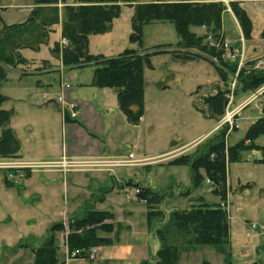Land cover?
<instances>
[{"label":"rangeland","instance_id":"rangeland-1","mask_svg":"<svg viewBox=\"0 0 264 264\" xmlns=\"http://www.w3.org/2000/svg\"><path fill=\"white\" fill-rule=\"evenodd\" d=\"M34 1L0 0V11H3L5 23L24 21L30 8H34ZM211 1L222 2V0ZM232 1L234 0L229 2V6ZM62 5L60 4L61 7ZM122 6V15L116 19L109 34L90 36L89 52L94 55L101 54L103 57H112L119 55L127 48H137L142 53L154 49L161 51L151 57V66L144 67V115L139 124H129L122 114L120 119L124 125L121 138L114 145V154L118 158L123 159L128 157L129 153H133L135 157L145 158L146 162L140 166H121L112 173L100 169L104 165L70 168L66 173L62 172L57 183L62 196L61 220L66 230L56 235L60 250L58 257L61 261L66 257L64 264H144L145 262L155 264L161 245L154 230L168 221L173 210L186 209L191 204H197L202 200L212 204L221 201V198L214 193L209 181L205 182L201 188L192 191L187 198L177 196L179 192L191 186V167L187 164H172L169 161L180 155L193 153L201 142L221 131L225 127L221 121L230 113L235 114L232 124L228 120L224 123L229 126L227 130L229 145L239 141L251 124L264 115V85L255 91L248 92L240 88L238 94L230 95L226 113L220 120L209 118L207 113L200 109L204 107L202 101L204 95L220 87L231 85L234 89L236 84L239 85L238 77L241 76L239 71L241 67H245L246 61L254 53V48L261 49V53L255 59L262 55L264 39L257 38L256 43L253 44L252 40L254 39V23L256 30L259 28L258 24H264V4L262 10L253 13L256 20L254 23L252 21L253 31L250 40H246L243 36L240 24L238 25L242 34L235 23L231 25L233 21L230 22L231 16L229 18L225 14L223 22L227 35L229 39L235 40L233 43L236 46L240 47L232 49L229 43V49L224 46L225 40L220 42L219 47L225 49L228 61L239 63L236 73L228 72L223 68L224 72H228L227 82H224L225 79L217 70L222 67L217 58L207 60L201 57L185 58L182 56L184 54L181 55L182 47L178 45L180 38L175 25L171 22H154L144 26L142 47L131 43L129 36L132 33L134 8L124 2ZM228 11L233 13L231 7ZM192 29L198 34L207 33L206 26ZM55 30L54 27L48 42L43 44L40 50L24 49L25 55L41 58L50 56L52 58L48 61L52 64L51 69H85L82 73L84 80L91 79L92 66L67 68L59 61L61 58L50 52L49 47L53 48L56 41L62 46L61 39L58 40L59 31ZM263 32L264 28L262 34ZM261 37L264 38L263 35ZM229 53L232 55L229 56ZM255 59H252L254 68ZM26 61L28 62L27 59ZM27 62L24 63L26 66L21 68L9 66V77L15 79L16 72L13 69H36L31 65V61ZM12 82L13 80L2 81L1 91L14 95L16 92L20 93L14 89L17 86ZM4 102L2 103L4 108L11 109L12 115L14 111L23 109L21 102H16L14 97ZM237 124H240V127H237ZM257 143L264 146V137H260ZM261 153L260 150H252L246 153L244 161L234 162L228 166V192L222 206L226 208L230 221L229 240L183 251L179 264H202L204 261L211 264H264V163L255 161L256 158L261 157ZM0 177H2L1 172ZM128 181L151 186L161 191H165L170 185L173 186L176 197L160 205L166 213L164 222H152L149 225L147 205L137 201L136 188L127 184ZM113 182L115 191L109 195L108 192L112 190L109 187L113 186ZM103 194H107L108 197L104 207L115 213L116 222H114L113 232L102 234L112 240L109 244L95 245L92 248V255L87 259L71 258L73 253L70 255L67 246L70 233L68 225L76 220L73 218L82 216L85 210L89 209V205L95 203L100 196L103 197ZM13 204L15 203L6 205ZM127 208L132 209L129 215L123 213L127 211ZM74 209L81 213L74 216ZM6 212L5 209L0 208V221L9 218L8 222L0 225V260L8 256H19L25 263L34 255L32 248L35 245L33 239L26 238L28 236L26 229L30 230V226L25 225V221L29 220L26 218L29 210L21 208L11 215ZM37 236L40 238L42 235ZM22 238L26 240L20 241ZM19 241L25 242L27 246L16 244ZM7 243L14 246L13 249L5 250L4 246Z\"/></svg>","mask_w":264,"mask_h":264},{"label":"trees","instance_id":"trees-1","mask_svg":"<svg viewBox=\"0 0 264 264\" xmlns=\"http://www.w3.org/2000/svg\"><path fill=\"white\" fill-rule=\"evenodd\" d=\"M122 2L134 8L132 33L129 36L131 43L142 47L144 26L154 22H171L180 38L178 45L182 47L183 57H201L207 60L217 58L222 64L217 70L225 79L224 82L228 81V72L236 73L238 70L239 63H230L226 58L225 49L218 45L221 41H226L223 20L228 6L222 2L76 0L75 4H67L66 0H35L30 15L21 23L7 24L0 15V82L6 79L9 66L17 67L27 62L21 53L22 49L40 50L41 46L48 42L55 25L61 24L62 38H65L68 44L61 46L56 41L51 49L53 55L61 58L62 64L67 68L92 66V84L100 88L114 89L120 110L131 124H139L144 115V67L151 66V57L161 51L154 49L142 53L137 48H127L112 57L89 52L90 36L112 31L114 21L122 15ZM60 4H63L62 7ZM230 7L242 28L243 36L250 40L253 25L248 12L237 1H232ZM202 26L207 27V33L198 34L192 29ZM262 35L264 36V32ZM208 36L212 37L214 44H211ZM231 48L235 49L233 46ZM223 68L228 72H224ZM239 73V85L236 84L234 89L231 85L220 87L202 97L204 107L200 109L207 113L209 118L216 121L222 119L230 95L238 94L240 88L248 92L264 85V69L254 68L250 59L246 61L245 67H241ZM5 100L6 97L0 92V158H14L21 149V142L8 126L12 111L2 108ZM223 126L225 127H221V131L201 142L193 153L183 154L169 161L172 164H187L191 167V186L179 192L177 196L187 198L192 191L209 181L221 201L212 204L202 200L186 209L173 210L168 221L154 230L161 245L155 264H179L183 251L229 240L230 221L226 208L222 206L228 192V166L244 161L246 153L252 150L262 152L261 157L255 161L264 163V146L257 143L260 137H264V115L252 123L243 137L233 145H229L227 140L229 126ZM126 183L135 186L137 201L146 203L149 225L166 220V213L160 205L176 197L173 186L170 185L165 191H161L132 181ZM73 219L76 220L68 225L70 233L67 242L70 255L76 252L71 258L87 259L95 245L111 242L112 239L102 233L115 230L112 212L89 208L82 216ZM65 230L66 226L61 221L54 223L43 238H31L35 243L32 248L34 264L65 263V260L61 262L58 257L59 245L56 235ZM18 244L20 246L26 243ZM202 264L211 263L204 261Z\"/></svg>","mask_w":264,"mask_h":264},{"label":"crops","instance_id":"crops-1","mask_svg":"<svg viewBox=\"0 0 264 264\" xmlns=\"http://www.w3.org/2000/svg\"><path fill=\"white\" fill-rule=\"evenodd\" d=\"M234 1L239 2L245 8L253 23L256 20L253 13L262 10V5L264 4V0ZM66 3L75 4L76 0H66ZM28 14L25 18L28 17ZM225 14L229 18L231 16L230 22L233 20L231 25L235 23L240 34H242L234 14L229 11ZM0 15L3 19V11H0ZM258 27V30H256L254 23L252 44L256 43L257 38L260 40L264 39L261 37L264 24H258ZM55 28V31H59L60 34L58 40L62 39V25L57 24ZM223 34L231 46L236 49L240 48L239 45L236 46L233 43L234 39H229L224 22ZM51 49L49 47L50 52ZM21 53L28 60L27 63L31 61V65L36 67V69H13L16 72L15 79L9 77L7 69L5 80H13L12 83L17 86L14 89L20 93L16 92V95L6 94L0 89V92L6 97L4 103L14 97L16 102L20 101L23 107L18 112L17 110L14 111V115L11 116L8 125L21 142V149L13 159L29 162L60 161L64 157L101 161L120 159L114 154V145L120 140L124 125L120 118L122 114L125 117L126 115L119 108L117 92L111 88L94 86L92 84L93 77L89 78L90 80H84L82 73L85 69H51L52 64L48 60L52 57L27 56L24 53V49L21 50ZM259 53H261V49L254 48V53L249 59H255ZM59 61L62 63L60 59ZM23 66L25 67L26 64H20L17 68ZM71 101L77 103L78 106V117L75 119L67 116L69 113L68 104ZM2 108L12 111L4 108L3 104ZM118 108L119 111H117ZM123 120H125L124 117ZM127 122L131 124L128 119ZM1 134L2 129L0 130V137ZM119 167L121 166L106 165L100 169L112 173ZM0 172L2 173V177H0V208L5 209L8 215L14 214L21 208L29 210L26 216L29 220L25 221V225L30 226V230L26 229L28 233L27 239L32 237L38 239L37 235H42L40 238H43L54 223L62 221V196L57 183L58 177L62 176L60 168L54 167L33 171L0 169ZM114 187L115 184L113 182V186L109 187L112 188L108 192L109 195L115 191ZM122 188L126 190L124 187ZM100 197L95 203L89 205V208L107 210L115 215L109 208L104 207L105 200L108 198L107 194H103V197ZM8 203L15 204L12 206L6 205ZM130 210L132 209L127 208V211L123 213L129 215L131 214ZM80 213L76 209L73 210L74 216ZM8 219L6 218L7 221H0V225L8 222ZM113 222H116L115 219H113ZM26 238H22L20 241ZM20 241L16 244L20 243ZM13 247L8 243L4 246L5 250L13 249ZM64 260H66V257ZM16 263L34 264V255L25 263L20 260L19 256H8L6 259L0 260V264Z\"/></svg>","mask_w":264,"mask_h":264},{"label":"built area","instance_id":"built-area-1","mask_svg":"<svg viewBox=\"0 0 264 264\" xmlns=\"http://www.w3.org/2000/svg\"><path fill=\"white\" fill-rule=\"evenodd\" d=\"M231 0H222L228 8L229 2ZM231 11V10H230ZM208 39L211 41V44H214L212 41V37L209 36ZM62 45H67L68 41L65 38L61 39ZM220 45V43H218ZM224 46L226 48L230 49L229 42L225 41ZM262 55L257 57L255 59V68L260 69L264 67V47L262 50ZM229 56L232 55L231 53L228 54ZM231 97V96H230ZM63 100V99H62ZM69 113L67 116H69L72 119H75L78 117V106L75 102H69ZM240 110V109H238ZM234 113H230L227 115V118L221 121V124L225 123L226 120L229 121V123L232 124V119L234 118ZM237 127H240V124L236 125ZM145 158H139L135 157L133 153H130L128 157H125L123 159H116L111 161H101V160H81V159H71L64 157L60 161H18L13 158H0V169L4 170H12V169H21V170H39V169H49V168H60L62 172L66 173L70 168H84L87 166H97V165H118V166H138L143 165L146 161ZM129 198H131L129 196ZM92 250L90 251V255H92ZM94 252H96V249H94ZM75 252L71 255V257L75 256Z\"/></svg>","mask_w":264,"mask_h":264}]
</instances>
